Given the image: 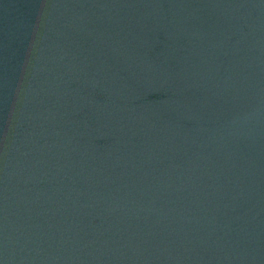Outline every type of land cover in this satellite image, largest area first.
I'll list each match as a JSON object with an SVG mask.
<instances>
[{"label": "water", "instance_id": "water-1", "mask_svg": "<svg viewBox=\"0 0 264 264\" xmlns=\"http://www.w3.org/2000/svg\"><path fill=\"white\" fill-rule=\"evenodd\" d=\"M0 264H264V0H0Z\"/></svg>", "mask_w": 264, "mask_h": 264}]
</instances>
